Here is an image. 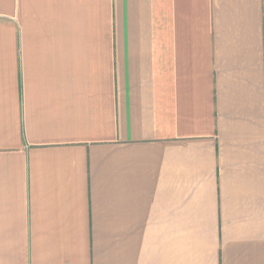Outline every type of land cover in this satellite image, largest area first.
<instances>
[{
    "label": "crops",
    "instance_id": "crops-1",
    "mask_svg": "<svg viewBox=\"0 0 264 264\" xmlns=\"http://www.w3.org/2000/svg\"><path fill=\"white\" fill-rule=\"evenodd\" d=\"M0 264H264V0H0Z\"/></svg>",
    "mask_w": 264,
    "mask_h": 264
}]
</instances>
